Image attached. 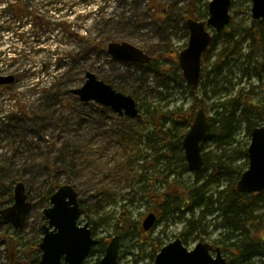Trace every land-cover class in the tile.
<instances>
[{"label": "rangeland", "instance_id": "obj_1", "mask_svg": "<svg viewBox=\"0 0 264 264\" xmlns=\"http://www.w3.org/2000/svg\"><path fill=\"white\" fill-rule=\"evenodd\" d=\"M7 1L9 5L12 3L0 0V10ZM187 1L61 0L65 7L60 12L32 2L34 11L57 19H49L52 23L46 29L44 26L33 29L25 23L16 30L0 26V76L14 77L7 87L0 86V208L12 204L13 196H9L17 182L24 183L32 203L25 225L19 231L10 225L0 226V264L6 262L10 237L19 246L41 241L43 210L50 205L47 193H53L63 184H71L78 193L79 224L88 222L97 238L108 236L109 240L119 236L118 264H151L154 260L151 246L135 235L139 227L142 229L146 215L153 211L146 190L158 195L190 188L195 182L205 183L206 195L214 199L215 193L232 184L235 177L230 173L210 178L212 162L220 157L227 166L241 167L242 172L248 167V157L241 151L249 146L250 135L243 122L238 124L229 144L219 147L207 140V169L203 173L192 172L186 161L185 166L171 157L157 162L142 136L135 146L133 140L126 143V134L137 129L134 119L120 117L94 101L82 102L72 93L84 83L86 73L92 72L98 79L132 96L141 116L145 115L140 105L150 104L162 111L188 108L192 98L185 81L181 86L168 83L161 87L154 72L142 73L107 52L108 43L123 41L139 47L151 58L165 50L166 45L180 52L188 41L183 23ZM57 4L53 6L57 8ZM67 7L71 10L67 11ZM229 12L231 21L224 30H233L242 37L243 28L251 25V1L233 0ZM6 14L3 18L7 22L13 19ZM11 23L17 26V21ZM211 32L215 33L212 29ZM247 42L246 39L242 45L241 55L247 51ZM229 61L220 73L214 74L207 88L205 103L208 115L214 119L221 118L217 115L218 104L239 88L255 87L254 93L264 94V71L258 79L253 65L246 63L243 56ZM246 68L248 76L243 74ZM198 89L203 92L201 85ZM235 115L237 118L239 114ZM180 210L164 219L158 217L148 230L151 238L158 237L163 246L181 237L192 215L184 204ZM198 211L195 210L194 220ZM263 211L259 209L257 213ZM128 221L133 225L127 227ZM218 221L214 215H207L204 226L199 227L204 229L200 237L198 229L184 233L186 246L192 248L198 242L221 246L226 232L214 227ZM261 221L264 224V217ZM263 236L264 228L259 233L261 239ZM102 255L95 248L83 264H98ZM222 255L227 257L226 252ZM263 260L254 257L250 264H264Z\"/></svg>", "mask_w": 264, "mask_h": 264}, {"label": "trees", "instance_id": "obj_2", "mask_svg": "<svg viewBox=\"0 0 264 264\" xmlns=\"http://www.w3.org/2000/svg\"><path fill=\"white\" fill-rule=\"evenodd\" d=\"M205 1H187V5L184 8L186 15L183 17L186 36L188 35L185 24L187 18L196 20L207 18V2ZM37 19L40 24L41 21L46 20L42 15H37ZM242 32V37H239L238 33L233 30L226 31L223 29L213 33L210 44L201 57L199 85L202 86L203 92L201 90L200 93L198 87H191L186 84L185 86L192 98L191 104L186 109L178 107L162 111V108L159 109L158 107L150 106V104L146 106L140 105L144 109L145 116L134 119L137 129H132L126 136L124 135L126 143L129 144L133 140L135 146V144L137 145L140 142V136H142L148 147L154 151L156 156V159H154L157 162L166 157H171L175 158L177 162H182L185 166L182 139L185 131L190 128L193 122L196 108L204 110L208 122L209 129L206 141H213L219 147L232 142V136L240 122L246 124V131L249 135L253 128L260 126V122L264 124V94L259 96V94L254 93L255 87L247 90L239 88L233 96L220 102L218 104L220 111L217 115H220L221 118L218 119L208 115L209 110L205 103L207 88L213 82L214 74L220 73L229 64V60H237L243 56L246 63L253 65L254 75L258 79L262 77L261 74L264 71V18L251 21V25L243 28ZM246 39L248 40L247 51L241 55L240 51ZM217 44H220L219 48H217ZM178 52L171 45H166L165 50L159 52L150 62L139 65L137 70L142 73L147 71L154 72L158 76V84L161 87L167 86L168 83L181 86L184 80L178 66ZM243 74L248 76V68L243 71ZM1 87L5 88L7 85H2ZM114 88L117 91H121L116 87ZM235 113L239 114L237 118ZM141 126L145 128L143 131L140 130ZM184 129L186 130L181 133ZM140 132L143 135H140ZM205 142L201 145L203 159L201 173L206 171L209 164L208 153L205 151ZM241 152L245 157H248L247 148ZM210 166V178L222 175L228 176L227 174L232 173L233 177H235L232 184L219 189L215 193L214 199H212L211 195H206L204 191L205 183L197 184L195 182L190 188H177L158 195H154L152 190H146L145 193L149 196L152 204L151 208L156 212L157 219L158 217L164 219L169 213L175 211L182 212L180 208L184 204L185 210L192 215L187 219L183 232L180 234L182 243L186 246L187 239L184 238V233L189 234L198 229V237H200L204 229L200 230L199 227L204 226L202 224L205 217L214 215L215 219L219 220L214 227L223 229L226 232L223 237L224 241L219 248L222 253H227V257H225L227 264H250L254 257L264 259V243L259 237L260 231L264 228V224L261 221L264 217V211L260 214L257 213L259 209L264 210V189L261 192L241 193L236 189V181L242 173L241 167L227 166L220 157L215 162H212ZM7 188L12 191L9 184ZM51 194L50 192L47 193L48 197L46 196V198L48 200ZM12 196L13 193L11 192L9 197ZM196 209L199 211L196 220H194L193 216L195 217ZM119 220H121V217ZM126 223L127 227L133 225V222L130 221ZM150 234V231H144L140 227L135 232L136 236L141 237L151 246L153 258L162 243L158 237L151 238ZM252 234H255V236H251ZM108 238V236L103 237L95 248L104 253ZM9 241L5 264H35L39 260L38 241L27 242L22 246H19L18 242L12 237L9 238Z\"/></svg>", "mask_w": 264, "mask_h": 264}, {"label": "water", "instance_id": "obj_3", "mask_svg": "<svg viewBox=\"0 0 264 264\" xmlns=\"http://www.w3.org/2000/svg\"><path fill=\"white\" fill-rule=\"evenodd\" d=\"M250 1L252 19L264 18V0ZM231 3L232 0H210L207 7L208 18L205 22L192 18L186 20L189 37L186 47L178 55V64L182 77L189 86L197 87L199 83L201 56L211 41V33L206 26L216 32L223 30L230 21ZM107 52L118 61L144 64L150 60V56L142 49L124 41L108 43ZM85 76L84 83L72 90L80 101H94L130 119L139 116L138 107L132 96L116 91L92 72H87ZM13 80L14 77L11 75L0 76V85L10 84ZM208 129L204 111L198 109L189 131L182 140L185 160L190 171L195 172L202 168L200 144L206 139ZM247 152L248 167L240 175L236 189L241 193L261 192L264 189V124L252 129ZM30 207L24 183L18 182L13 189V204L0 209V225L11 224L16 229L23 227ZM43 213L47 224L43 226L44 235L39 244L41 257L37 264H81L98 240L91 236L88 223L78 225L81 208L74 187L70 184L58 187L50 196V206ZM155 221V213L150 212L142 222L143 229H150ZM62 256L65 263L61 262ZM118 257L119 237L115 235L107 244L98 264H118ZM151 264H227V262L219 247L198 242L193 248L188 249L180 238H175L160 248Z\"/></svg>", "mask_w": 264, "mask_h": 264}, {"label": "flooded vegetation", "instance_id": "obj_4", "mask_svg": "<svg viewBox=\"0 0 264 264\" xmlns=\"http://www.w3.org/2000/svg\"><path fill=\"white\" fill-rule=\"evenodd\" d=\"M12 1V3L10 2V5H9V2L7 1V2H5L6 4L3 6V9H1L0 10V18H2L1 20H0V26H3V28H6V29H14V30H16V29H19V26L20 27H22V25H24V23L27 25H29V26H31V27H33V29L35 28V26H37V25H39L40 23H39V20L37 19V15L38 14H36V12L33 10L34 9V7L32 6V2H34V4L36 5V3H35V1L34 0H25V1H29V4H27V3H24L22 0H11ZM60 1V2H59ZM63 1V0H62ZM233 1V0H232ZM57 2H59L58 4H57ZM57 4L58 5V7L56 8V6L54 5L53 6V4ZM37 5H39V4H37ZM231 5H232V3H231ZM43 7H45V9L47 8V7H54L55 8V10H57V11H61V9L63 8L64 9V3H62L61 2V0H45L44 2H43ZM68 9H70L69 7H67V11H69ZM66 10V9H65ZM71 10V9H70ZM9 13V15L13 18V19H10V21L9 22H7L6 20H5V18H3L5 15H7L6 13ZM45 15V14H44ZM9 17V16H8ZM230 19H231V16H230ZM263 19V18H262ZM260 20V19H259ZM11 21L15 24V21H17V26L16 27H12V23H11ZM200 21H203V22H205L206 21V19L205 20H200ZM252 21H257V20H254V19H252ZM28 22V23H27ZM230 22V21H229ZM42 24H44L43 22H42ZM228 26V25H227ZM2 28V29H3ZM206 29L207 30H209V27L208 26H206ZM225 29V28H224ZM152 59V58H151ZM120 62H124V61H120ZM126 63H129L130 65H133V66H135L136 68L139 66V65H141L140 63H136V62H126ZM71 185V184H70ZM74 187V186H73ZM75 189V188H74ZM75 191H76V189H75ZM28 200H29V198H28ZM29 202H30V200H29ZM30 204H31V207H30V210H29V212L31 211V209H32V203L30 202ZM79 205H80V203H79ZM48 208V207H47ZM80 208H81V206H80ZM46 209V208H45ZM44 209V210H45ZM44 210H43V212H44ZM29 212H28V214H29ZM28 214H27V216H28ZM81 214V213H80ZM80 217V216H79ZM79 217H78V225H82V224H84V223H88V222H84V223H82V224H79ZM27 218V217H26ZM26 220V219H25ZM43 224L41 225V230H40V233L41 234H43L44 235V231H43V226L44 225H46L47 224V220L45 219V217H44V213H43ZM24 225H25V221H24ZM24 227V226H23ZM88 227H89V229H90V231H91V236L93 237V238H96L97 240H98V243L100 242V240L102 239V238H97L96 236H94V233H93V231H92V228L90 227V225H89V223H88ZM43 237V236H42ZM41 240H42V238H41ZM110 240V239H109ZM41 242V241H40ZM40 242H39V244H40ZM98 243L96 244V245H94V246H92L91 247V249H90V252H89V254H88V256L90 255V253L94 250V248L98 245ZM106 247V246H105ZM38 248H39V245H38ZM40 250V249H39ZM40 255H41V250H40ZM87 256V257H88ZM86 257V258H87ZM85 258V259H86ZM39 259H40V257H39ZM85 259H84V261H85ZM39 261V260H38ZM38 261L35 263V264H37L38 263ZM83 261V262H84ZM61 262H64V258H63V256L61 257ZM83 262L81 263V264H83ZM65 263V262H64Z\"/></svg>", "mask_w": 264, "mask_h": 264}, {"label": "built area", "instance_id": "obj_5", "mask_svg": "<svg viewBox=\"0 0 264 264\" xmlns=\"http://www.w3.org/2000/svg\"><path fill=\"white\" fill-rule=\"evenodd\" d=\"M12 25V27L14 26L13 24H11ZM7 30V29H6ZM8 30H14V29H8Z\"/></svg>", "mask_w": 264, "mask_h": 264}]
</instances>
